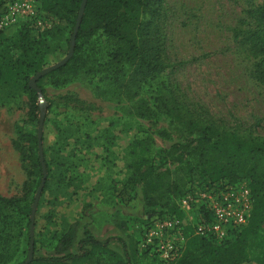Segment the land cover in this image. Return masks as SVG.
Returning <instances> with one entry per match:
<instances>
[{
	"label": "rangeland",
	"instance_id": "rangeland-1",
	"mask_svg": "<svg viewBox=\"0 0 264 264\" xmlns=\"http://www.w3.org/2000/svg\"><path fill=\"white\" fill-rule=\"evenodd\" d=\"M262 1L164 0L161 6L147 10L141 29L146 38L143 50L167 66L140 82L134 78L133 66L113 60L117 39L102 33L86 45L101 61L95 75L62 86L54 85L51 76L42 80L47 114L43 151L50 173L48 176L47 168V186L36 209L34 239L39 253L53 250L68 226L79 219L100 240H108L106 248L97 249L80 264H118L117 255L125 256L123 241L131 264H166L155 252L140 244L138 250L134 246L147 218L141 197L131 200L122 182L114 183L117 193L106 184L90 195L87 164H98L115 150L116 170L124 177L129 143L151 137L156 164L175 169L179 165L176 154L172 157L159 150L196 137L189 121L237 129L246 137L264 140V50L253 35L259 27L258 18L250 12ZM12 29L0 46V195L21 199L25 205L39 188L36 149L30 138L38 135L39 124L29 117L28 94L22 87L23 75L33 77L35 73L24 70L21 61H36L34 67L39 71L61 61L69 52L70 33L65 32L58 44L51 39V48L36 55L33 48L25 54V38ZM45 99L53 101L49 110ZM142 100L153 112L151 117L136 115ZM87 121H98L97 132L86 128ZM112 138L116 142L110 151L107 147ZM37 153L40 156V151ZM137 189L140 193V187ZM9 218L1 222L0 233L13 236L18 248L0 264H19L29 253L26 220L15 215Z\"/></svg>",
	"mask_w": 264,
	"mask_h": 264
},
{
	"label": "trees",
	"instance_id": "trees-1",
	"mask_svg": "<svg viewBox=\"0 0 264 264\" xmlns=\"http://www.w3.org/2000/svg\"><path fill=\"white\" fill-rule=\"evenodd\" d=\"M82 2L83 0H41L40 13L46 20L52 21L53 24L50 28L38 30L30 21L20 22L11 27L14 28L12 30H18L25 38L27 44L23 47L26 51L25 54H30V50L33 48V52L40 55L43 49L51 48V39H54L58 44V39L65 32L69 31L71 38ZM163 2L164 0H87L73 56L64 65L40 77L37 86L44 93L42 80L47 76L53 78L54 85L62 86L74 80H86L95 75L101 66V61L96 60L93 52L88 51L86 45L100 33L117 39L119 44L113 53L115 58L113 60L133 66L132 73L135 74L136 82L145 80L146 77L154 75L156 71L163 70L167 65L162 59L152 54H146L143 50L146 38L141 33L146 11L161 6ZM250 12L258 18L259 27L253 35L264 50V0ZM11 28L0 33V46L8 33L7 31ZM70 38L67 48L70 47ZM58 47L55 46V48ZM96 61L99 63L94 66ZM35 62L23 59L21 63L24 66L21 67L24 70H33V74H36L40 68L34 67ZM22 78L23 90L28 94L29 117L38 125L40 115L38 91L29 84L31 75L24 74ZM68 98L70 97L68 96ZM45 100L48 101L49 110L53 101ZM73 100L85 103L75 97ZM146 105L145 100L138 104L135 109L137 116L147 118L153 115L151 109ZM168 114L170 113L168 112ZM46 120L45 117L44 125ZM97 123L98 121H87L85 125L86 128L87 126L91 127L97 132ZM188 124L191 127V132H197L196 137L185 144L176 143L167 150H159L172 157L176 154L179 158V165L175 169L169 167L162 169L156 164L157 155H153V147L150 144L151 137L134 139L128 145L126 174L124 179L114 181V183L122 182L123 190H129L131 200L141 197L143 201L147 218L141 227L139 239L134 241V246L138 250V244H140L145 231L155 220L165 217L186 219L185 211L181 207V200L189 192L204 188H223L246 182L254 198L253 208L246 225L233 230L228 238L219 242L214 238L195 234L193 223L186 221L184 224L186 243L182 255L171 263L162 261L166 264H248L252 261L264 264V140L246 137L237 129H221L214 125L198 126L194 121H189ZM111 125L113 124L110 123L109 128L112 127ZM30 138L36 149L35 166H37L39 174L37 185H40L43 169L40 156L37 153L39 151L37 133L31 135ZM109 141L107 148L112 151L116 141L114 138ZM16 146L21 151L18 142H16ZM182 148L190 150L186 152ZM175 151L180 152L177 154ZM107 155H109L108 158ZM107 155L102 160V163L105 162L103 165L118 159L115 150ZM45 164L48 166L46 158ZM47 168L49 176L50 170L49 167ZM114 183L109 187L112 188L113 194L116 192ZM46 186L47 182L43 191ZM137 187H140V193H137ZM120 193L117 196L121 197ZM28 194H26V199ZM34 199L33 196L31 203L22 205L21 199L0 195V224L4 220H9L10 215L25 219L26 240L29 243L28 251H30V225ZM200 212L203 211L196 210L197 221L200 218ZM33 222L35 227L36 213ZM80 228H82L81 236H79ZM12 237L3 236L0 233L1 263L7 261L6 255L10 258L17 252L18 246L13 244ZM107 246L108 240H100L94 235L88 224H83L78 219L68 226L51 251L39 253L34 239L33 259L28 264H80L93 257L97 249H104ZM123 246L125 256L117 255L118 264H131V254L124 241ZM155 254L157 253L155 252ZM28 255L29 253L22 262L28 258Z\"/></svg>",
	"mask_w": 264,
	"mask_h": 264
},
{
	"label": "built area",
	"instance_id": "built-area-1",
	"mask_svg": "<svg viewBox=\"0 0 264 264\" xmlns=\"http://www.w3.org/2000/svg\"><path fill=\"white\" fill-rule=\"evenodd\" d=\"M41 0H0V33L20 22H31L38 30L52 26L40 13ZM254 198L249 185L240 182L223 188H204L189 192L181 200L186 219L165 217L155 220L145 231L140 246L156 252L161 260L171 263L184 250L186 221L194 225V233L221 242L230 233L246 225L253 208ZM196 210L200 212L196 220Z\"/></svg>",
	"mask_w": 264,
	"mask_h": 264
},
{
	"label": "water",
	"instance_id": "water-1",
	"mask_svg": "<svg viewBox=\"0 0 264 264\" xmlns=\"http://www.w3.org/2000/svg\"><path fill=\"white\" fill-rule=\"evenodd\" d=\"M86 4H87V0H83L80 11H79V15L77 18L76 25H75L73 34H72L71 39H70V47H69V52H68L67 56L64 57L61 61H59L53 65H50V66L42 69L41 71L37 72L33 77L30 78V81H29L30 86L38 91V94L40 97L38 146H39V151H40V161L42 163V169H43V178L41 180V183H40L39 188L37 190V193L35 195L34 203L32 206V215H31L32 223L30 225V251H29V255H28V258L20 264H28L33 259V253H34V222H33V220H34V216L36 213L39 198L41 196V193H42V190L44 188L46 178H47V168H46V164H45V157H44V151H43V129H44V122H45V117H46V102H44V100H42V90L40 87L37 86V81L43 75L49 73L50 71H52L54 69L59 68L60 66L64 65L65 63H67V61L73 56L74 50H75V44H76V37H77V33H78V30H79V27H80V24L82 21V17H83L84 11H85Z\"/></svg>",
	"mask_w": 264,
	"mask_h": 264
},
{
	"label": "crops",
	"instance_id": "crops-1",
	"mask_svg": "<svg viewBox=\"0 0 264 264\" xmlns=\"http://www.w3.org/2000/svg\"><path fill=\"white\" fill-rule=\"evenodd\" d=\"M118 159L112 161L111 163H102V160L95 166V164L89 163L87 164L88 173L90 174L89 178L87 180V187H89V193L90 195L97 193L98 190H101L100 187H104L106 184V187H110V185H113L114 181L122 180L124 177H121V174L119 170H116L115 161ZM95 162V161H94ZM93 176L95 177V181H93ZM94 190V192H93ZM87 204L90 203V201L86 202Z\"/></svg>",
	"mask_w": 264,
	"mask_h": 264
}]
</instances>
